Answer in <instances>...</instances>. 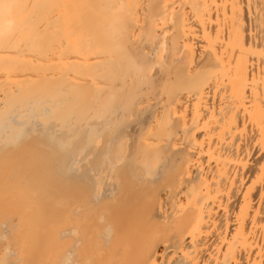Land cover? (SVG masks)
<instances>
[{"label": "bare ground", "instance_id": "bare-ground-1", "mask_svg": "<svg viewBox=\"0 0 264 264\" xmlns=\"http://www.w3.org/2000/svg\"><path fill=\"white\" fill-rule=\"evenodd\" d=\"M5 213L0 264H264V0H0Z\"/></svg>", "mask_w": 264, "mask_h": 264}, {"label": "rangeland", "instance_id": "rangeland-1", "mask_svg": "<svg viewBox=\"0 0 264 264\" xmlns=\"http://www.w3.org/2000/svg\"><path fill=\"white\" fill-rule=\"evenodd\" d=\"M32 127H33L34 130H37V131L40 130V127H38L37 125L36 126H32ZM73 154L71 155V157L73 156V158H74ZM73 158H72V160H71V158L67 159V162H68V160H71L69 162H72ZM75 158H77V157L75 156ZM74 161H75V159H74ZM67 162H65V165L68 166V168L70 166H72L71 163L68 162V164H67ZM5 214H7V213H5ZM5 214L2 217L0 216V239H1V241L4 244L7 242V240L10 239V236L12 235V233L17 231L18 223H19V221L17 219H13L12 217H10L11 214H7V215H5ZM9 245H10V249L12 251V253H10V254L12 255V260H13V257L16 254L18 255V246L15 243H12V244H9ZM9 258H10V256H9ZM12 260H9V261H12ZM12 264H17V259H16V262L12 263Z\"/></svg>", "mask_w": 264, "mask_h": 264}]
</instances>
